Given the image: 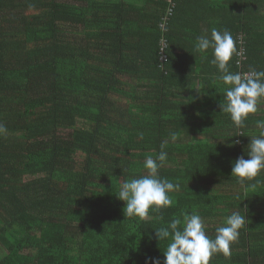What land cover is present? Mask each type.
<instances>
[{
    "label": "trees",
    "instance_id": "16d2710c",
    "mask_svg": "<svg viewBox=\"0 0 264 264\" xmlns=\"http://www.w3.org/2000/svg\"><path fill=\"white\" fill-rule=\"evenodd\" d=\"M213 28L233 36L231 72L264 71V0H0V264H163L156 229L198 213L214 239L245 206L210 264H264V173L231 176L264 101L242 129L222 111L211 49L194 50ZM160 151L172 206L124 216L115 194Z\"/></svg>",
    "mask_w": 264,
    "mask_h": 264
},
{
    "label": "clouds",
    "instance_id": "9594fccd",
    "mask_svg": "<svg viewBox=\"0 0 264 264\" xmlns=\"http://www.w3.org/2000/svg\"><path fill=\"white\" fill-rule=\"evenodd\" d=\"M209 49L213 57L209 63L215 65L218 78L225 85V103L220 107L229 114L233 126L242 129L249 115L257 114L264 101V71L252 70L244 75L229 70V62L237 49L232 34L227 30L213 28L210 35L197 37L194 50L201 54V58L207 56ZM256 127L259 132L247 146L249 158L238 157L231 168V176L245 189L249 186L248 182L259 183L257 178L264 173V120H258ZM6 132V127L0 123V135ZM140 138L143 139L142 133ZM166 160L165 151L146 156L144 169L147 174L131 178L120 185L115 195L124 202V216L145 220L150 210L159 212L172 206L173 200L169 193L178 192L180 185L160 177L159 170ZM251 186L255 187V184ZM246 213L247 206L243 210L239 208L232 211L223 225L216 228L214 239L207 235L205 221L198 213L183 214L182 219H173L166 227L156 229V239L168 241L163 253V264H210L211 258L218 253L230 257L231 245L239 239L241 230L248 227ZM149 259L151 264H160L157 259Z\"/></svg>",
    "mask_w": 264,
    "mask_h": 264
},
{
    "label": "built area",
    "instance_id": "2783aa9c",
    "mask_svg": "<svg viewBox=\"0 0 264 264\" xmlns=\"http://www.w3.org/2000/svg\"><path fill=\"white\" fill-rule=\"evenodd\" d=\"M161 27H163V25ZM160 61L163 63L165 61V55L162 52H160ZM241 74L247 75V74H249V72H242Z\"/></svg>",
    "mask_w": 264,
    "mask_h": 264
},
{
    "label": "rangeland",
    "instance_id": "374dc122",
    "mask_svg": "<svg viewBox=\"0 0 264 264\" xmlns=\"http://www.w3.org/2000/svg\"><path fill=\"white\" fill-rule=\"evenodd\" d=\"M27 179V178H26Z\"/></svg>",
    "mask_w": 264,
    "mask_h": 264
}]
</instances>
